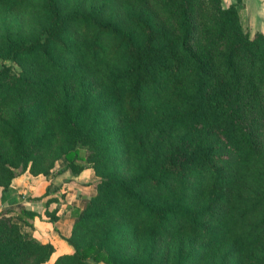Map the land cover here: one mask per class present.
<instances>
[{
  "label": "trees",
  "instance_id": "1",
  "mask_svg": "<svg viewBox=\"0 0 264 264\" xmlns=\"http://www.w3.org/2000/svg\"><path fill=\"white\" fill-rule=\"evenodd\" d=\"M222 3L0 0V189L98 178L51 264H264V33ZM36 215L0 210V264L50 261Z\"/></svg>",
  "mask_w": 264,
  "mask_h": 264
},
{
  "label": "crops",
  "instance_id": "2",
  "mask_svg": "<svg viewBox=\"0 0 264 264\" xmlns=\"http://www.w3.org/2000/svg\"><path fill=\"white\" fill-rule=\"evenodd\" d=\"M53 169L48 175H34L25 171L12 179L5 192L0 189V210L23 204L37 213L29 220L30 224L21 225V230L24 234L54 246L51 262L59 255L73 252L66 241L72 229V208H81L83 197L96 193L98 181L92 168L86 165L74 172L67 168L65 159L58 160ZM53 211L56 219L50 221L47 212Z\"/></svg>",
  "mask_w": 264,
  "mask_h": 264
},
{
  "label": "rangeland",
  "instance_id": "3",
  "mask_svg": "<svg viewBox=\"0 0 264 264\" xmlns=\"http://www.w3.org/2000/svg\"><path fill=\"white\" fill-rule=\"evenodd\" d=\"M224 6H228L235 0H222ZM242 21L247 27L250 35L253 36L255 32L264 33V0H245L244 7L242 9ZM2 61L0 60V66ZM49 261L47 264H51ZM92 264H104L92 262Z\"/></svg>",
  "mask_w": 264,
  "mask_h": 264
}]
</instances>
